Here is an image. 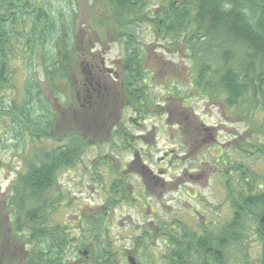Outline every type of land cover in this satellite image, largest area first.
Returning a JSON list of instances; mask_svg holds the SVG:
<instances>
[{"label": "rangeland", "instance_id": "374dc122", "mask_svg": "<svg viewBox=\"0 0 264 264\" xmlns=\"http://www.w3.org/2000/svg\"><path fill=\"white\" fill-rule=\"evenodd\" d=\"M90 1L91 3L93 2V0H68V21L70 27L67 32H70V43L72 48L73 46L75 48L72 54H70V59L72 60L71 68H78L76 63V48L82 47L79 37L80 30L87 31L91 40H94L93 36H98L103 41L102 44L98 43L93 46V49L89 48V45L87 47L90 49L91 55L96 54L95 64L99 65L101 56H104V58L106 57V60L103 59L104 66L114 69L117 73L121 72L122 69L123 78L120 79L119 89L121 93H123V96H125L126 91H131L132 88H142L145 91H149L146 97L148 102L152 101L154 105L159 103L163 108L167 106L168 109L164 110L162 116L157 115L159 114L158 111L156 116L153 115L154 117L152 118L147 117V121L144 120L143 122L142 120H138L141 125L133 128L130 127L129 124L133 125L132 123L135 121L134 117L136 116L133 112L136 109L130 106V103L125 105L126 107H123L124 110L119 123H122V126L128 130V137L121 134V132L119 133L120 135H106L104 130L98 131L96 129L98 120L95 123L93 122L96 118L93 105L87 110H84V112H88L89 115L84 116L77 113L75 117L73 116V120L68 122V124L65 123V129H70L80 124L82 128L86 130V134L92 135L93 139L90 137L89 139L87 138L86 141L84 140L86 145L83 147L80 160L72 168L63 169L58 173L57 184L48 193L50 200H56V198L59 197V201L63 204L59 206L50 201L44 206L38 205L37 202L33 200L29 202L22 200V203L23 208L24 205L30 208V212L36 210L38 207H44V215L48 217L50 225H60L62 227L61 231H59L60 233L54 234L53 237L49 236L46 239L38 240V242L34 240L35 245L38 246L39 249L49 247L52 243V245L60 246L64 242L65 245L69 243L79 244L80 249L89 248L91 251L89 254V261L83 264H94V260H96L98 256V249L103 252H109L110 255H112L110 264H130L129 260L134 259L133 257L131 259L128 257L129 254H127L125 248L127 251L132 250V248L133 250L138 248L140 250L143 247L141 246V241L143 240V243L146 244L147 240H149L147 235H142L140 232V228L145 227L147 223H152L150 222L152 220L147 210L152 209L156 216L163 213V220L176 219L187 225L191 222L192 226H195V222L196 227L197 222H201L198 216L195 215V212L202 211L200 200L199 198L192 199L191 196L193 192L191 191L194 187L184 184L185 180H181V175L185 168L188 173L192 172V174L196 176L205 175V170L201 168L202 166H206L207 168L208 165V168L213 170L214 167L211 165V158L218 155V152L215 151L218 146L214 148L205 147L203 150H197L195 147L193 148L194 144L191 141V137L194 133L198 132V130H194V127H198V125L184 124V118L196 117L197 122H200L206 128H213L214 132L217 134L218 143L223 145L224 149L233 143L232 140L237 134L244 135L248 126L245 121L236 118L237 116L234 110L230 111L221 107L219 104L217 106L210 103L205 92L199 88H196L195 91L192 85L190 86V83H192L194 79V74L196 75V69H199L198 65L201 60H198V58L194 56L199 55V57H202L200 55L203 53H211L212 56H208L209 60L207 64L211 66V69H218L217 63L220 62L216 61V58L218 57L217 53H219V51L213 49V47L216 46L219 41L221 42V39L215 40L211 44L191 43V45H188L181 43L177 46L169 45L171 43L170 39L157 42L152 30V24L148 26V23H135L120 29V25L117 24V26H115V22L112 20V13L113 15L115 14L113 7H111V13L109 6L101 5L104 9H101L100 6L93 8ZM102 1L106 3V0ZM142 1L144 2V8H147V15L149 19H151L153 17L152 12L155 10L159 8L160 10H167L168 3H170L171 0ZM172 7L173 5L169 7L168 11H170ZM116 11L119 10L117 9ZM71 20L73 23H70ZM99 27L106 28L102 31V29H98ZM147 29H149V32ZM76 35L78 37V42L75 38ZM115 36L118 37L117 41H112L110 37ZM59 46L60 45H52L51 47L52 56L51 59H49L51 64L57 57L56 53L59 50ZM63 46L64 45H61V49ZM236 48H238L236 45L229 47L230 51H234ZM124 62H126L129 68L133 69L131 71L132 75L130 74L126 78H124ZM259 62H256L254 65H257ZM112 63L115 64L112 65ZM202 65L205 66L206 64ZM165 69L175 70V72H173L174 76L171 79L169 78L170 80L165 77ZM152 72L155 73L153 74ZM222 73L223 71L217 73V75L220 76ZM152 76L154 78H152ZM22 78L23 76L17 77L15 75L13 60L9 61V63L6 61L5 79L0 85V87L3 88L0 91V105L5 107V105L9 104L11 101L19 105L18 102H21L20 99L22 98L23 88L26 87L28 81L27 76H24V79ZM38 78L45 81V77L40 76ZM212 78H216V75ZM187 86H189V92L186 94L187 98L184 99L186 103L183 104V102L180 101L179 103L181 104H179L177 100L167 98L170 88L187 89ZM57 87L63 92L59 90L60 94L56 98H52V104L54 106L62 102L68 104L71 96L68 92V88L65 89V87L60 84ZM181 94L182 93H179L178 95L181 96ZM164 100L167 103L163 104L162 102H164ZM71 105L75 106V111H80L81 108L78 106L77 99L75 103H71ZM110 105L112 107V104ZM180 106L182 107L180 108ZM184 106H190V109H188V107L183 109ZM65 109L68 111L67 108ZM6 110L8 109H3L2 112L4 113ZM71 112L73 113L74 111ZM169 112L171 113L170 116ZM164 116L166 119L164 118L161 120V117ZM130 117L134 119L131 121L129 120ZM176 118L179 119L175 120ZM260 118L261 117H258L256 120L261 121ZM128 121H130V123ZM178 123H180V127H183V130L179 133L177 131ZM57 127L61 128L60 124ZM186 127H190V129L187 130ZM149 132L153 133L152 136L149 135ZM214 132L212 134H214ZM204 133L210 135L209 132ZM140 134L144 135L142 140L136 138V136L138 137ZM56 138H58L57 135L55 139ZM131 138H133L132 145L134 149L141 151L143 148L147 151L146 153L148 155L144 156L143 163L141 162V164L143 166H148L151 177L157 174L155 170L156 165H159L161 169L164 170L161 176L164 177V181L167 185L162 191L164 196H160V201H158V189L153 182L154 180H152L153 178L150 177V180L147 178V181L145 180L144 182L136 175L126 178L124 174L120 175L117 169L113 171L112 164L109 163L111 152L118 155L117 159L119 161L125 159L124 155L128 153L127 151H111L113 147H110V145L116 144L117 146H121V142L124 140L129 142ZM14 145H16V142L11 140L9 127L3 122L0 123V195L4 192L3 196H6L8 192L10 193V188L16 179L17 173L26 168L25 166L28 163V159H36L35 153L39 152L40 155H44L51 149L56 148L58 144L55 143L53 138L51 140H39L33 143V147L31 146L30 148L28 145L29 151L27 152V163L25 164L22 163L23 158L17 156L18 154L13 151ZM44 147L47 148L45 149ZM40 149L44 150L38 151ZM104 161L106 162L105 164H103ZM125 161L130 162L131 157L128 156ZM254 169L257 173L264 172V161H262L261 164L257 163ZM130 173L134 174L135 172L132 170ZM114 174H116L119 181L112 183L110 176ZM206 174H209V172ZM177 177H180V180H178ZM210 180L213 182L212 187L209 190L207 188L204 189L205 192L203 193L208 196L211 192V196L207 197V203L220 208L222 198H224L225 195L224 192L217 187H221L219 181L222 179L216 173L210 177ZM111 183L117 186L115 187V191L112 192L114 193L113 207L112 205L108 206L105 204L106 199L111 196ZM176 187H178V190ZM127 190L132 191L134 200L127 196ZM143 195L144 198H141ZM25 196L22 197L24 198ZM24 199L28 200L29 198ZM146 203L147 205L143 209L145 211L142 213L140 208ZM132 204H137L138 208H135ZM161 204H163L164 207ZM225 214L226 219H231L232 213L229 202L222 210L223 217ZM96 215H98V217ZM86 217L92 218L89 220H93L92 224H89V227L85 225V221H87ZM100 218H104L105 220L104 224L107 226L109 232V241L112 245V249L104 242L105 236L100 240V248L96 242L90 241V236H85L86 234L88 235L85 231L86 229L91 227L95 230L99 227L98 222ZM202 220H206V216H204ZM78 226H81L82 230H79L77 228ZM101 233H105L104 230H102ZM177 234L180 236V234H183V231L180 230V233ZM151 239L154 244L148 242V252L152 257H156L155 254L159 248L158 241L156 237H152ZM29 240L30 238L26 239L27 243H29ZM183 241L186 242L187 248H191L187 240L183 239ZM22 242H24V240H22L21 243ZM90 242L91 245H89ZM236 248H238L236 244L228 248L225 252V257L229 258L230 251H236ZM71 251L73 252V250ZM51 252L52 249H50V254ZM72 252L70 254L73 258H76L78 254ZM262 253L263 244L261 245L257 237L255 238L252 234L249 239L245 240V243L243 242V249L239 252V258L245 259L246 256L248 262L246 259L240 262V264H258ZM50 254L48 256H50ZM30 255L34 263L33 259L36 257H33V255L28 252V256ZM188 255L191 256V258L189 257L190 260L194 262L199 261L200 256H198V254L192 253ZM23 256L24 254H22L21 259L24 261V264H30V257L22 258ZM139 256L140 252L138 253V257ZM139 258L145 259L143 254H141ZM156 260L155 258V261ZM137 261L139 263V260ZM229 264H235L233 259L229 258Z\"/></svg>", "mask_w": 264, "mask_h": 264}, {"label": "trees", "instance_id": "16d2710c", "mask_svg": "<svg viewBox=\"0 0 264 264\" xmlns=\"http://www.w3.org/2000/svg\"><path fill=\"white\" fill-rule=\"evenodd\" d=\"M98 5L109 6L111 13V7L114 8L115 14L112 13V20L115 22V26L120 25V29L129 24L147 21L152 24L153 30L157 34L156 37L163 41L170 39L169 45L172 46L181 43L188 45L191 43L211 44L213 41L221 39V42L219 41L213 47L219 51L216 58V61L220 62L217 63L218 69H211V66L207 64L208 56H212L211 53H203L200 55L202 57L194 56L201 60L190 86L192 85L195 91L196 88H199L205 92L210 103L217 106L219 104L230 111L234 110L236 118L245 121L248 126L244 135L237 134L231 145L218 151V155L211 158L213 163L211 165L214 167L212 175L217 173L221 177L222 180L219 181L221 187L217 188L222 190L224 195L226 194V201L229 202L232 213L231 219L219 221V223H224L222 229L226 233L227 243L221 244L222 251L220 249L215 252L210 250L211 245L206 235L200 236L197 233L195 240L193 243L191 242L193 249H186L183 247V239L191 240L187 239L185 233L180 236L174 234L171 227L174 226L183 231L189 230L190 227L176 219L164 220L165 237L168 238L172 246L169 255L175 264H229V258L233 259L235 264H240L246 259L248 262L246 256L245 259L239 258V252L243 249V242L245 243V240L249 239L252 234L255 238L257 237L261 245L263 244L264 252V222H261V218L264 217V172L257 173L254 169L257 163L261 164L264 161V0H180L179 6H173L168 11L172 5L171 0L167 10L162 9L155 12L154 18L151 19L145 16L146 8H144L142 0H106V3L100 0ZM117 9L119 11H116ZM70 23L73 21L71 20ZM53 45L60 46L56 53L57 57L51 64L52 72L45 76L47 88H42L35 79L31 86L28 82V86L23 88L21 102L17 101L19 105L14 101L6 104L5 107L0 105V123L3 122L9 127L11 140L16 142L13 151L18 154L17 156L23 158V164L27 163L28 145L30 148L33 147V143L39 140L53 138L58 144L56 148L46 154L40 155L38 151L44 150L40 149L37 151L38 153H35L36 159H28L26 168L17 173L14 183L12 182L10 193L8 192L2 200L6 203V210L10 211L13 216L15 215L14 227L22 233L27 230L29 237L36 242L60 233L62 227L50 225L48 217L44 215V207H38L30 212L27 205H24L23 208L22 200L26 202L33 200L38 205L44 206L50 201L59 206L62 205L59 197L56 200H50L48 193L57 184L58 173L63 169L72 168L80 160L86 139L90 137L93 139L92 135L86 134V130L80 124L70 129L64 127L65 123L68 124L73 120V116L75 117L77 113L84 116L89 114L82 110L75 111V106L71 105V103H75L76 97L70 85V73L77 67L71 68L70 54L75 48L74 46L72 48L70 43V32H68L67 42H62L59 37ZM61 45H64L62 49ZM232 45H236L238 48L230 51L229 47ZM256 62L259 63L254 65ZM124 65V78H126L130 74L132 75L133 69L129 68L126 62ZM2 71L0 85L5 79V65ZM221 71L223 73L220 76L217 75ZM215 75L216 78H212ZM59 84L63 85L65 89L68 88V92L71 94L70 102L68 104L62 102L54 106L51 99L56 98L60 91L63 92L57 87ZM1 89L3 88L0 87V91ZM188 92L189 86L187 89L170 88L167 98L177 100L178 103L182 101L184 104ZM148 93V90L145 91L137 87L126 91L124 96L126 105L130 103V106H133L136 111H141V114L149 115V117L156 115L160 110L168 109L167 106L162 108L158 105L159 103L154 105V102H148L146 100ZM177 93L182 94L180 96ZM162 103L167 102L164 100ZM185 107L190 109V106H184L183 109ZM3 109L8 110L3 113ZM258 117H261V121L256 120ZM59 124L61 128L57 127ZM56 135L58 138L55 139ZM110 147L113 146L110 145ZM105 163L104 161L103 164ZM115 187H117L115 184L111 185V196L105 201L108 206L112 205L113 207L114 193L112 192L115 191ZM21 193L22 196L27 195L24 198L29 199L25 200ZM96 216L98 217V215ZM86 219L89 222L85 221V225L89 227L93 220H89L92 219L89 217ZM1 222L0 216V229H3L5 226ZM24 222L27 223L25 228ZM98 223L97 229L94 230L91 227L86 229L88 235L85 236H90V241L96 242L99 248L100 240L105 236L104 242L112 249L104 218H100ZM219 223L213 225V228L220 229ZM200 225L202 224L197 222L198 231L199 228L203 229L205 226ZM157 228V220L154 224L147 223L145 227L141 228L142 235H147L149 239L146 244L143 243L141 251L148 264H157L155 257H152L148 252V242L154 244L151 238L159 237L158 233L154 232ZM102 230L105 233H101ZM52 244L42 249L36 246L34 255L29 251L33 257L37 258L33 259V263L31 255L28 256L31 260L30 264H61L67 244L65 245V242L61 246ZM235 244L238 248L236 251H230V257L226 258L225 252ZM49 248L52 249L51 254ZM84 250L87 251L89 257L90 249ZM190 251H195L200 256L198 262L189 259ZM97 253L98 256L94 260V264H110L109 252L98 249ZM49 254L50 256H48ZM259 263L264 264L263 253Z\"/></svg>", "mask_w": 264, "mask_h": 264}, {"label": "flooded vegetation", "instance_id": "af4514ba", "mask_svg": "<svg viewBox=\"0 0 264 264\" xmlns=\"http://www.w3.org/2000/svg\"><path fill=\"white\" fill-rule=\"evenodd\" d=\"M99 2L100 0H93L92 3L90 1L93 8L98 7ZM179 2L180 0H172V5L177 7L179 6ZM100 8L104 9V7L101 5ZM159 10L160 8L152 12V18H154V13ZM144 12L146 13V16L147 8L144 10ZM146 17H148V15ZM144 23L148 22L143 21V24ZM149 24L151 23H148V26ZM105 28L99 27L98 29H102L103 31ZM149 29H147L148 32ZM67 30L68 0H0V73H3L4 71H2V68H4L5 62L7 61L9 63V61L13 60L14 73L17 77L23 76L22 79H24V76H27V85L29 82V86H31V84H33L32 81L36 79L42 88H46V82L43 79H39L38 77H45L47 74L52 72L51 63L49 62V59H51L52 56L51 47L53 43L58 41L59 37L61 38L62 42H67ZM153 33L155 39H157V34L154 32V30ZM79 37L82 47L76 48V63L78 68L76 70H71L70 73V85L72 88H74L78 106L81 108L80 110L84 111L93 105V110L96 112V118L93 122L95 123L98 120L96 123V129L98 131L104 130L106 135H120L119 133L121 132V134H124L126 137H128V130L122 126V123H119L120 119L122 118V113L124 110L123 107H126L125 105L127 104V102L124 100L121 90L119 89L120 79L123 78L122 69L121 72L117 73L114 69L104 66V60H106V57L104 58V56H101L100 64L96 65V54L91 55L89 48L93 49V46L97 45L98 43L102 44L103 41L98 36L97 37L99 39L96 36H93L94 40H91L89 33L84 30H80ZM75 38L77 41V35ZM110 38L112 41H117L116 37ZM88 45L89 48H87ZM114 64L115 63H112V65ZM164 72L165 77L167 79H171L174 76L173 72H175V70L172 71L165 69ZM152 73L154 74L155 72ZM152 78L154 77L152 76ZM110 104H112L113 108ZM161 107L163 108V106ZM140 112L141 111L134 110L133 113L136 117H134L135 121H133V125L129 124L130 127L134 128L136 126H140L141 123H139L138 120H142L144 122V120L147 119V115H143ZM163 114L164 109L159 111V116H162ZM170 114L171 113L169 112V116ZM164 118L165 116L161 117V120ZM133 119L132 117L129 118L131 121ZM178 119L179 118H176L175 120ZM184 120V124L198 125V127H194V130H198V132L194 133L191 137V141L194 144L193 148L195 147L197 150H203L205 147L214 148L218 146L215 149L216 152L224 149L223 145L218 143L217 134L214 132L213 128H206L200 122H197L196 117H186ZM128 122L130 123V121ZM179 125L180 123L177 124L178 133L183 130V127H180ZM186 129L189 130L190 127H186ZM204 132H209L210 135L205 134ZM213 132L214 134H212ZM152 134V132H149V135L152 136ZM136 138L142 140L144 135L140 134L138 137L136 136ZM132 141L133 138H131L129 142L124 140L121 142V146H117L116 144L113 145L111 151H127L128 153L124 155L125 159L119 161L117 159L118 155H115L111 152L109 163L112 164L113 171L117 169V171L120 172V175L124 174L126 178L136 175L143 182L145 180L147 181V178L150 180L151 174L148 170V166H143L141 164V162L143 163L144 156L148 155L146 153L147 151L143 148L141 151L134 149ZM128 156L131 157L130 162L125 161ZM201 168L205 170L204 176H196L195 174H192V172L188 173L187 169L185 168L183 169L184 172H182L181 180H185L184 184L192 185L194 187L192 191L190 190L193 192L192 198L198 197L200 200V207L202 208V211L195 212V215H197L201 220L199 223L202 225L200 226H205H203V229L199 228L198 231L196 228V223L194 222L195 226H192L190 222L188 225L190 229L187 231H182L185 233L184 235L187 236V239L189 238L191 240L187 241L189 242L192 249L193 246L191 245V242L193 243L195 240V235L198 233L200 236L202 234L206 235L211 245L210 250L217 252L221 249L222 251L223 246L221 244L227 243V236L225 231L222 229L224 223H219V221H222L223 219L227 221L225 218L226 214L224 217L222 215V210L228 203L226 201V196H224L225 199L222 198L220 208L207 203V197L211 196L212 193L210 192L207 196L203 192H205L204 189L207 188L209 190L212 187L213 182L210 180V177L213 170L208 168V165L207 168L206 166H202ZM132 170L135 172L134 174L130 173ZM155 170L157 171V174L154 176L152 175L151 178H153L152 180H154L153 182L158 189V201H160V196H164L162 191L167 183L164 181V177L161 176V174L164 173V170H162L159 165H156ZM208 172L209 174H206ZM116 174L110 176L112 183L119 181V179L116 177ZM177 179L180 180V177H177ZM176 189L178 190V187H176ZM127 192L129 194V198L134 200L132 198V191L127 190ZM141 198H144V195L141 196ZM132 205L135 208H138L137 204ZM161 205L164 207L163 204ZM145 206L146 204L140 208L141 211H143ZM0 211H3L0 213L2 219L1 224L5 226V228L0 229V264H24L21 256L24 254L22 258L28 257L29 251H31L33 255L35 254V241L29 237L27 230H24L22 233L19 229L14 227L15 215L13 216L11 212L6 210V203L4 201L2 202ZM147 211L152 220L150 221L152 222L151 224H154L155 220H157L158 225V228L154 230V232L158 233L159 236L157 238L159 248L155 254V258L157 259L155 262L157 264H175L169 255L172 246L170 245L168 238L165 237L166 229L164 228V214L161 213L156 216L152 209ZM204 216H206V220L203 221L202 219ZM216 223L220 224V229H218V227L213 228V225ZM23 225L25 228L27 223L24 222ZM77 228L82 230L81 226H78ZM171 230L174 234L180 233V230L176 229L174 226L171 227ZM140 232L143 233L141 228ZM27 238H30L29 243L26 241ZM22 240H24V242L21 243ZM183 245L187 248L186 242H184ZM141 246H143V240L141 241ZM71 250H73V252ZM83 250L80 249L79 244H67L63 253L61 264H83L88 262V254L85 256L83 254ZM125 250L127 254H129L128 257H133V264H148L146 258H139L142 254V249L139 250L138 248L133 250L132 248V250L127 251L125 248ZM71 252L77 253L78 256L73 258L70 254ZM139 252L140 256L138 257ZM192 253L196 254L195 251H190V254ZM110 258H112V255H110ZM137 260H139V263Z\"/></svg>", "mask_w": 264, "mask_h": 264}, {"label": "water", "instance_id": "95a60500", "mask_svg": "<svg viewBox=\"0 0 264 264\" xmlns=\"http://www.w3.org/2000/svg\"><path fill=\"white\" fill-rule=\"evenodd\" d=\"M261 221L262 222H264V217L261 219ZM86 252H84V254H85ZM264 258V257H263ZM131 261V263L133 262L132 260H130Z\"/></svg>", "mask_w": 264, "mask_h": 264}]
</instances>
